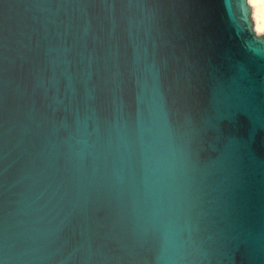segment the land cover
<instances>
[{
  "label": "water",
  "instance_id": "obj_1",
  "mask_svg": "<svg viewBox=\"0 0 264 264\" xmlns=\"http://www.w3.org/2000/svg\"><path fill=\"white\" fill-rule=\"evenodd\" d=\"M0 264H264L248 0H0Z\"/></svg>",
  "mask_w": 264,
  "mask_h": 264
},
{
  "label": "bare ground",
  "instance_id": "obj_2",
  "mask_svg": "<svg viewBox=\"0 0 264 264\" xmlns=\"http://www.w3.org/2000/svg\"><path fill=\"white\" fill-rule=\"evenodd\" d=\"M248 4L252 7L255 29L264 32V0H248Z\"/></svg>",
  "mask_w": 264,
  "mask_h": 264
},
{
  "label": "rangeland",
  "instance_id": "obj_3",
  "mask_svg": "<svg viewBox=\"0 0 264 264\" xmlns=\"http://www.w3.org/2000/svg\"><path fill=\"white\" fill-rule=\"evenodd\" d=\"M252 17H253V15H252ZM253 20H254V18H253ZM254 24H255V21H254ZM254 28H255V25H254ZM255 31H256L257 34H264V32H260L259 33L256 29H255Z\"/></svg>",
  "mask_w": 264,
  "mask_h": 264
}]
</instances>
